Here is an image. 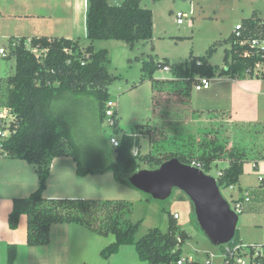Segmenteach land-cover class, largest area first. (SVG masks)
<instances>
[{
	"label": "trees",
	"instance_id": "trees-1",
	"mask_svg": "<svg viewBox=\"0 0 264 264\" xmlns=\"http://www.w3.org/2000/svg\"><path fill=\"white\" fill-rule=\"evenodd\" d=\"M243 25L245 27L240 37H236L234 32L228 39L231 48L225 51L226 67L222 72L218 73V67L209 62V58L217 51L218 44L215 43L206 57L192 56L185 63L170 65L160 61L145 62L142 68L144 78L152 81L157 93L166 86L177 89L178 94L188 99V105L194 86L202 78L214 79L218 74H226L232 79H264V50L252 46L253 39L264 37V17L254 13L243 20ZM153 26V12L143 8L141 0H123L119 4L109 0H89L87 39L90 44L85 48L79 40L59 37H34L29 42L27 38H21L16 40L15 47H12L13 41L11 42L9 58H15L16 69L15 74L5 78L0 85V107L8 108L13 120L9 126L0 123V128L9 131V136L0 140V157L23 160L36 166L39 179L37 190L27 198H15L8 215L11 230H17L21 217L26 216L28 246L48 245L54 224H77L102 237L114 236L115 241L101 251L105 260L120 252L124 246H134L139 259L148 264H177L183 256L182 248L189 236L177 226L173 215L168 232L164 233L157 228L137 239L141 222L135 224L128 219L132 212L131 204L124 200L45 198L52 162L63 156L73 158L80 176L112 171L118 182L130 186L129 178L144 169L142 164L148 169H157L164 162L177 158L185 164L199 166L210 175L214 163L224 161L228 166L219 170L215 177L220 189L239 186L242 196L235 202L244 203L240 214L246 211L264 212V181L256 189H244L240 186L245 165L252 160L245 151L237 146L229 147L218 137L210 139L197 149L186 144L173 151L151 153L142 157L140 136L124 133L117 120V126L113 129L114 134L120 138V146L116 148V161L108 160L101 167H83L81 148L62 120L63 117L56 115L55 104L66 94L73 98L93 97L97 100L99 114L103 117L105 105L110 100L108 85L114 78L107 68L110 62L108 51H97L94 43L99 40H122L133 48L140 41L152 39ZM31 48L42 53L37 56ZM165 66L170 67L173 79L156 80L154 72ZM192 112L197 116L212 114V111ZM153 113L156 114V109ZM257 124L261 123H255ZM135 148L140 150L137 157L133 155ZM260 157L264 160V155ZM259 161H255L256 168ZM245 192L249 193L248 203L243 195ZM191 214L198 226L195 214ZM232 243L234 247L240 243L238 229L230 244ZM220 247L224 252V245ZM255 247L251 246V254ZM240 255H243L241 251L238 252V256ZM16 259L17 245H9L8 263L14 264ZM255 264H264V257L258 256Z\"/></svg>",
	"mask_w": 264,
	"mask_h": 264
},
{
	"label": "rangeland",
	"instance_id": "rangeland-1",
	"mask_svg": "<svg viewBox=\"0 0 264 264\" xmlns=\"http://www.w3.org/2000/svg\"><path fill=\"white\" fill-rule=\"evenodd\" d=\"M141 6L153 12V37L150 41H140L133 48L122 40H99L94 43L97 51L105 49L109 53L107 68L114 80L108 85V93L110 100L114 102L119 127L128 135L140 136L142 157L151 153L173 151L186 144L197 149L210 139L218 137L229 147L237 146L245 151L252 160L245 165L240 186L244 189L258 186L259 177L264 176V160L260 157L264 155V79H232L226 74H218L210 79L211 90L193 89L188 105V99L170 86L157 93L152 81L144 78L142 68L145 62L150 61L168 62L171 65L185 63L192 56L206 57L210 47L217 43V51L209 58V62L218 67V73L222 72L226 67L225 51L231 48L229 37L235 32L237 25H242L243 20L254 13L264 17V0H141ZM179 12L188 16L181 25H178L176 19ZM78 36L83 48L90 44L83 29ZM6 48L8 52V44ZM41 53L38 51L37 55ZM0 63L4 65V75L1 76L15 74L14 57L2 58L0 55ZM153 77L161 81L172 80L173 74L159 68ZM246 92L255 95V103H258L256 110L260 113L258 123L262 125L240 124L221 116H197L192 112L223 108L229 103H237L238 108L239 103L244 102ZM97 103L93 97L73 98L66 94L55 104L56 115L63 117L62 120L81 148L83 167H101L108 160L116 161V149L110 143L114 131L107 120H104V116L99 114ZM154 109L156 114L153 113ZM10 120H6L7 126ZM256 160L260 161L258 167L254 168ZM71 161V167L62 174V185L58 180H52L51 188L44 194L45 198L124 200L131 204L132 212L128 219L135 224L141 222L137 239L157 228L164 233L168 232L171 215L178 213L180 219L177 220V226L189 236L182 248L183 256L199 264H207L208 261L211 264H224L222 248L212 245L198 228L199 225L195 224L191 214L192 203L185 193L175 190L170 199L157 201L128 184L118 182L112 171L80 176L77 173V163L73 158ZM227 166L228 163L224 161L214 163L210 175L216 177L219 170ZM142 168L148 169L145 164H142ZM2 172L0 168V239L10 229L8 220H4V214L11 211L12 200L27 198L34 193L31 188L25 193L13 189L16 195L13 194L5 184ZM220 190L232 207L235 200L242 196L239 186ZM237 229L240 243L264 246V212L246 211L240 214ZM17 230L19 238L26 234V219L22 228L19 223ZM87 233L90 242L86 239L84 243H79L74 246L73 252L86 246L81 252L86 251L85 260L89 264H108L100 255L99 249L103 250L112 244L114 236H101L99 239V235L90 230ZM3 247V258L0 260H5L6 264L8 253L6 254L4 244Z\"/></svg>",
	"mask_w": 264,
	"mask_h": 264
},
{
	"label": "crops",
	"instance_id": "crops-1",
	"mask_svg": "<svg viewBox=\"0 0 264 264\" xmlns=\"http://www.w3.org/2000/svg\"><path fill=\"white\" fill-rule=\"evenodd\" d=\"M88 8L89 0H0V49H7L6 44L9 45L8 56L4 57L1 53L0 55L2 58H9L11 42L21 38H27L28 42L34 37H59L77 41L82 29L87 38ZM3 66L0 63L1 83L5 78L14 75L1 76L4 75ZM255 101V95L252 92H246L244 102L239 103L238 108L236 107L237 103H229L227 107L203 112L212 111L213 115L217 114L240 124H255L258 123L260 117V113L256 110L258 103ZM71 160L72 157L70 156L58 157L53 160L45 193L51 188V182L54 179L62 185L64 182L62 174L71 167ZM0 166L5 184L11 188V191L15 189V191L25 193L32 188L31 191L35 192L38 188L39 179H37L35 165L23 160L0 157ZM73 170H76V164ZM12 193L15 194L14 191ZM12 199H14L13 196ZM12 207L13 200L11 202ZM10 212L4 214L6 215L4 220H8ZM191 213H194L192 207ZM25 219L26 234L24 236L19 238L18 230L7 229L5 231V235L0 239V259L3 258V254H1L4 250L3 244L6 248V254L8 253V246L15 244L17 245V259L14 264H89L85 260L86 251L81 252V249L87 248L86 246H83L80 251L74 250L73 252L74 246L79 243H84L86 239L90 242V236L87 233L88 228L85 229L84 226L77 224H54L51 227L48 245L28 246L26 217H21L20 225L22 228ZM98 237L101 238V236ZM100 249L99 251H102ZM6 258V264H9L8 257L6 256ZM107 261L108 264H148L139 259L134 246L122 247L120 252ZM0 264H5V260H0Z\"/></svg>",
	"mask_w": 264,
	"mask_h": 264
},
{
	"label": "water",
	"instance_id": "water-1",
	"mask_svg": "<svg viewBox=\"0 0 264 264\" xmlns=\"http://www.w3.org/2000/svg\"><path fill=\"white\" fill-rule=\"evenodd\" d=\"M137 190L154 200L166 201L175 190L189 198L200 230L214 246H223L236 237L239 215L221 193L215 177L177 158L157 169H141L129 178Z\"/></svg>",
	"mask_w": 264,
	"mask_h": 264
},
{
	"label": "built area",
	"instance_id": "built-area-1",
	"mask_svg": "<svg viewBox=\"0 0 264 264\" xmlns=\"http://www.w3.org/2000/svg\"><path fill=\"white\" fill-rule=\"evenodd\" d=\"M112 3L116 2V1H120V3L123 0H109ZM119 4V3H117ZM188 16L184 13H177L176 19H177V23L178 25H181L184 23V19L187 18ZM244 25H237L236 29H235V36L236 37H240L242 30L244 29ZM17 44V41H14L12 43V47H15ZM244 44V43H242ZM252 46L254 47H258L261 48L262 50H264V37L261 39L255 38L252 40ZM31 51L33 53H35L37 55V52L39 51L36 48H31ZM0 53L6 57L8 56L7 54V50L5 48L0 49ZM38 56V55H37ZM164 71H171L169 66H165L163 67ZM1 85V82H0ZM194 88L197 91H203V90H208L211 88V82L210 79L208 78H202L200 80V82L198 84H196L194 86ZM10 118L11 120L8 123V126L10 124V122L13 120V116L10 114V110L8 108H0V123L1 124H5L6 125V120ZM107 120L109 126L112 129H115L117 126V112L114 109V102L112 100H108L106 105H105V115H104V120ZM9 136V131H5L4 129H0V140L5 139L6 137ZM110 143L113 146V148H118L120 146V138L118 135L114 134L113 136H111L110 138ZM140 153V150L138 148H135L133 150V155L134 157H137ZM197 168H200L199 166H196L195 164L193 165ZM254 168H256L255 164H254ZM201 169V168H200ZM259 181L260 183L264 181V176L263 177H259ZM245 196L246 202L248 203L250 201V197H249V193L245 192L243 194ZM239 199V198H238ZM237 199V200H238ZM245 202V203H246ZM243 202H235V205L232 207V209L239 215L242 211V207H243ZM173 218L175 220H179L180 219V215L178 213H175L173 215ZM255 247V246H253ZM251 246L249 245H245L243 243H238L236 245V247H234L233 243L230 244H225L224 245V264H255L256 258L258 256H263L264 257V247L263 246H257L254 248V252L251 254ZM241 251L242 252V256H238V252ZM229 258L228 260H225V258ZM231 260L233 261L231 263ZM195 261L191 258H188L186 256H182L178 261L177 264H194ZM211 261H208L207 264H211Z\"/></svg>",
	"mask_w": 264,
	"mask_h": 264
}]
</instances>
